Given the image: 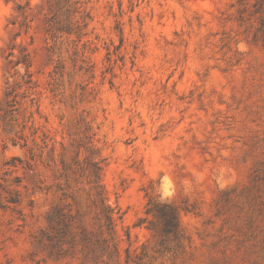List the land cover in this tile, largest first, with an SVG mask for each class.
<instances>
[{"label": "rangeland", "instance_id": "rangeland-1", "mask_svg": "<svg viewBox=\"0 0 264 264\" xmlns=\"http://www.w3.org/2000/svg\"><path fill=\"white\" fill-rule=\"evenodd\" d=\"M3 5L0 264H264V0Z\"/></svg>", "mask_w": 264, "mask_h": 264}, {"label": "trees", "instance_id": "trees-1", "mask_svg": "<svg viewBox=\"0 0 264 264\" xmlns=\"http://www.w3.org/2000/svg\"><path fill=\"white\" fill-rule=\"evenodd\" d=\"M147 215H152L163 223L160 236L176 233L179 230V211L176 207L149 199Z\"/></svg>", "mask_w": 264, "mask_h": 264}, {"label": "clouds", "instance_id": "clouds-1", "mask_svg": "<svg viewBox=\"0 0 264 264\" xmlns=\"http://www.w3.org/2000/svg\"><path fill=\"white\" fill-rule=\"evenodd\" d=\"M0 10L3 11L4 14H7L8 8L3 5V0H0Z\"/></svg>", "mask_w": 264, "mask_h": 264}]
</instances>
